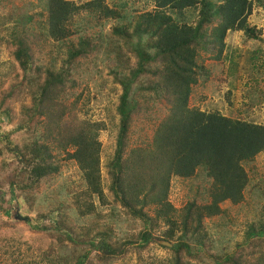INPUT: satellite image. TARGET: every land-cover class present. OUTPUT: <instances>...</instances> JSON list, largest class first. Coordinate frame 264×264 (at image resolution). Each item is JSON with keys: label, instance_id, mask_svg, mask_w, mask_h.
I'll list each match as a JSON object with an SVG mask.
<instances>
[{"label": "trees", "instance_id": "1", "mask_svg": "<svg viewBox=\"0 0 264 264\" xmlns=\"http://www.w3.org/2000/svg\"><path fill=\"white\" fill-rule=\"evenodd\" d=\"M148 1L152 10L126 17L121 7L109 8L104 0H45L43 40L48 43L66 40L71 35L72 19L81 12L120 22L111 28L104 47L89 37L75 44L69 41L57 68L55 63L48 68L34 65L24 37L31 28L21 23L12 27L7 42L13 47L12 57L20 72L14 74L18 80L0 97L1 166L10 168L5 187L0 188V214L8 215L10 210L6 195L27 212L34 205L41 208L43 203L35 193L38 185L60 174L61 160L73 161L85 187L66 193L62 200H52L55 228L52 233L46 229L52 251L64 264L69 262L70 246L77 253H72L73 264H109L124 256L132 243L140 250L159 240L170 244L169 264H190L191 260L199 264H264V213L256 224L247 225L242 241L231 252L221 249L222 242L213 240L205 225L206 219L225 216L220 204L237 205L244 200L243 191L249 183L244 164L264 152V125L188 104L192 87L207 75L198 61L201 54L220 60L228 33L240 31L247 39L259 40L261 30L251 26L248 18L263 0ZM189 11L196 13L195 19ZM94 51H103L108 74L120 91L115 108V148L106 164L108 190L124 213L140 222V228L122 240L115 239L110 227L102 224L104 215L96 212L93 202L95 197L101 203L105 198L97 139L104 125L77 118L78 99L72 105L60 100L74 88V73ZM25 95L31 105L22 106L18 123L11 125L10 109L4 105L13 96ZM156 106H161L163 113L152 142L146 149L130 148L127 136L132 121L140 116L151 119ZM34 121L43 130L38 138L33 135ZM21 131L27 133L15 143L12 136ZM54 151L63 153V159ZM200 168L211 181L206 189L210 202L198 205L191 200L176 209L168 198L172 179H188ZM71 210L79 218L95 219L78 226L69 215ZM15 234L12 230L0 234L3 250L19 238ZM216 248L221 251L211 253Z\"/></svg>", "mask_w": 264, "mask_h": 264}, {"label": "rangeland", "instance_id": "2", "mask_svg": "<svg viewBox=\"0 0 264 264\" xmlns=\"http://www.w3.org/2000/svg\"><path fill=\"white\" fill-rule=\"evenodd\" d=\"M71 1L82 3L88 0ZM212 1L218 2V0ZM104 3L116 10L121 7L126 17L153 8V4L148 0H104ZM44 5L45 0H0V97L3 91L9 90L18 80L14 74L20 72L12 57L13 47L7 42L12 27L17 23L31 28L24 37H27L34 65L43 68H48L50 63L52 66L55 63L56 68L59 67L60 58L64 56L69 41L75 44L79 39L89 37L94 38L95 44L104 47L111 28L120 23L115 20H102L81 12L72 19L69 27L71 35L61 43L52 44L43 40L46 23ZM189 12V15L195 19L196 13ZM248 23L261 30L259 40L247 39L240 31L228 33L225 39L226 47L220 60L215 61L204 54L198 58L207 75L205 79L200 78L198 84L192 87L188 104L202 111H217L226 117L244 118L264 125V0L262 6L255 5ZM77 71L78 73L75 72L73 77L76 85L60 97V100L66 105H72L74 100L78 99L75 108L77 118L101 122L104 125V129L98 132L97 139L100 142L101 188L105 198L101 203L98 197H95L93 202L96 212L104 215L102 224L110 227L115 239L122 240L138 230L140 222L124 213V208L108 190L109 180L106 177V164L113 156L116 142L118 116L115 108L120 91L108 74L107 60L103 51H94ZM30 105L28 95L19 98L13 96L4 105V108L10 109L11 125L18 123L22 106ZM161 110V106H156L151 113V119L140 116L132 121L127 136V145L130 148L146 149L152 142L153 130L163 113ZM33 126L35 127L33 135L38 138L42 134V127L35 121ZM24 133L27 132L21 131L13 135L12 140L19 143ZM54 154L60 159L64 157V154L58 151H54ZM60 163L62 166L60 174L54 175L49 180H43L35 190L36 197H40L39 203H43L41 208L34 205V209L27 212L25 207L23 209L18 207L16 199H10L9 195L5 196L9 201L10 210L8 215L0 214V234L12 230L16 233L15 237L19 238L5 250L0 244V264H64L52 251V239L48 236L55 228L54 206L50 203L53 199H64L66 193L70 195L83 190L85 185L82 174L73 161L61 160ZM244 168L249 177V183L243 191L244 200L237 205L228 202L220 204V207L226 211L225 216L205 220L213 240L220 239L221 249L227 252L233 251L235 244L242 241L247 225L256 224L264 213V152L256 155L253 161L245 163ZM8 170L9 167L1 166L0 157V188L5 187L4 179ZM203 173L200 168L188 179H172L168 198L176 209L191 200L198 205L210 202L206 189L211 181ZM1 199L4 200V196H1ZM15 208L20 217H29L31 222L13 219L12 211ZM69 215L78 226L87 225L95 219L91 216L79 218L74 210H71ZM34 224L38 225L39 229H33ZM131 225H135L136 229ZM46 229H49V232H46ZM158 234L160 235V232ZM162 242L164 241H154L140 250L137 243H132L124 256L109 264H169L170 246ZM69 249L67 264H73L75 258L72 257V253L75 255L77 253L72 246ZM220 251L216 248L211 253L218 254ZM189 263L199 264L195 260Z\"/></svg>", "mask_w": 264, "mask_h": 264}, {"label": "water", "instance_id": "3", "mask_svg": "<svg viewBox=\"0 0 264 264\" xmlns=\"http://www.w3.org/2000/svg\"><path fill=\"white\" fill-rule=\"evenodd\" d=\"M12 216H13V219H22V220H26V218H23V217H20V215H18V211H17V208H15L13 211H12ZM163 244L167 245V246H170L169 243L167 242H162Z\"/></svg>", "mask_w": 264, "mask_h": 264}]
</instances>
